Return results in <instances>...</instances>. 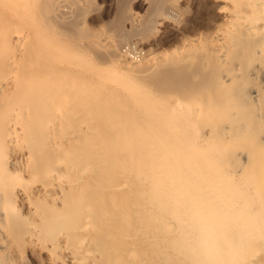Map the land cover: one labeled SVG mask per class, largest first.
Returning a JSON list of instances; mask_svg holds the SVG:
<instances>
[{
	"label": "bare ground",
	"instance_id": "obj_1",
	"mask_svg": "<svg viewBox=\"0 0 264 264\" xmlns=\"http://www.w3.org/2000/svg\"><path fill=\"white\" fill-rule=\"evenodd\" d=\"M72 2H47L37 74L0 25V264H264V0H202L182 30L229 16L210 39L102 63L66 42Z\"/></svg>",
	"mask_w": 264,
	"mask_h": 264
},
{
	"label": "rangeland",
	"instance_id": "obj_2",
	"mask_svg": "<svg viewBox=\"0 0 264 264\" xmlns=\"http://www.w3.org/2000/svg\"><path fill=\"white\" fill-rule=\"evenodd\" d=\"M73 1L72 5L67 3L68 5L63 8V14L66 16L65 21L77 19L78 17L74 19V16L78 13L77 10L82 8H84V16H79L76 22L81 23L74 26V28L72 27L71 32L65 37L68 40L66 42L71 46L74 54L78 55V52H84V55L88 59H91L90 61H100V63L109 58L107 56L110 53L115 54L114 52L122 49L123 45L131 44V42H137L136 47L139 48L138 50H141L145 56L148 55L147 57L150 61L154 56L159 59L164 55L175 53L179 50H188L189 46H184L188 42L185 39L197 40L202 34V37L206 38L207 34L212 32L207 37L210 39L218 25L223 24V21L224 23L225 21H229V16L222 15L212 24L213 30L207 28L209 30L207 33L206 28L204 29L205 32L201 30L203 28H199L200 30H196L199 32L194 31L193 34L191 32V36L189 32L190 35L182 30V22L191 18L194 13L196 15L202 0H162L163 2L160 4L162 10L160 11H153L150 0H129V9L126 8L122 12H120L121 0ZM47 2L48 0H0V25L4 28L8 26L17 27L19 30L22 29L24 33L31 31L29 41H27L29 43L26 42L29 45L28 47H26V44L24 45V55H26L21 58L18 57L17 64L21 69L30 70L35 72V74L42 69L43 61L41 60V53L37 51V45L35 44V40L39 42V38L34 39V32L44 39L41 41L44 45V52H46L47 45H49V39L52 38V31L49 26L52 24L53 19H51L52 14ZM6 4H9L11 7ZM222 5H225V7L230 6L227 3H222ZM74 6L80 8L75 9ZM151 18L156 19L154 26L152 25L153 23L149 25V22H152ZM144 24L145 26H143ZM62 25L59 27H63ZM58 31L59 39H63L64 36H61L63 33L62 29ZM182 31L186 34L185 36L182 34ZM199 33H201V36ZM202 37L200 40H208ZM118 94H115L117 99L120 98ZM25 256V261L23 260L25 264H47L43 256L31 257L28 254Z\"/></svg>",
	"mask_w": 264,
	"mask_h": 264
}]
</instances>
